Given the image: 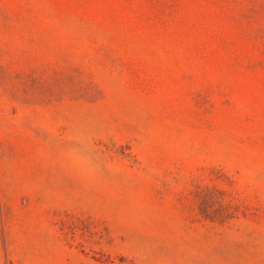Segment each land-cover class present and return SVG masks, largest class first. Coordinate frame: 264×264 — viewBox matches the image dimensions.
<instances>
[{"label":"rangeland","instance_id":"rangeland-1","mask_svg":"<svg viewBox=\"0 0 264 264\" xmlns=\"http://www.w3.org/2000/svg\"><path fill=\"white\" fill-rule=\"evenodd\" d=\"M0 264H264V0H0Z\"/></svg>","mask_w":264,"mask_h":264}]
</instances>
